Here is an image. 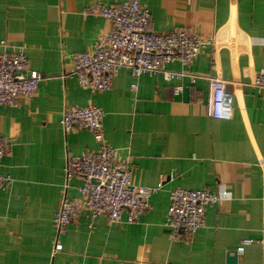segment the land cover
I'll list each match as a JSON object with an SVG mask.
<instances>
[{
	"label": "crops",
	"instance_id": "1",
	"mask_svg": "<svg viewBox=\"0 0 264 264\" xmlns=\"http://www.w3.org/2000/svg\"><path fill=\"white\" fill-rule=\"evenodd\" d=\"M126 1L0 0V46L23 49L26 74L43 77L31 99L17 108L0 107V135L10 147L0 174L11 179L0 190V264H230L241 246L238 264H264V90L249 86L264 71V0H141L153 31L184 30L213 44L190 66H167L180 78H135L123 68L111 90H83L67 77L72 58L111 27L95 13L96 5ZM211 78L225 80L235 95L231 120L208 115ZM89 104L105 112L106 141L129 164L134 183L157 192L135 224L127 215L113 224L83 211L54 254L66 162L99 148L91 132L67 134L61 120L67 109ZM80 184L71 181L70 199L80 198ZM223 187L232 199L208 208L206 225L193 241L171 240V192L217 193Z\"/></svg>",
	"mask_w": 264,
	"mask_h": 264
},
{
	"label": "built area",
	"instance_id": "2",
	"mask_svg": "<svg viewBox=\"0 0 264 264\" xmlns=\"http://www.w3.org/2000/svg\"><path fill=\"white\" fill-rule=\"evenodd\" d=\"M187 1L190 0H181ZM95 13L110 23V30L88 51L75 54L67 77L75 78L83 90L91 93L111 90L113 81L121 69L131 71L135 78L145 74L163 73L168 79L183 74L170 72L167 66L179 62L190 66L201 50L213 44L198 34L180 30L158 33L151 29V12L141 0H128L119 5L97 3ZM28 58L23 49L11 51L6 43L0 46V107L17 108L23 99H31L38 90L43 77L38 72L26 74ZM197 80V78H195ZM241 86L240 82H234ZM250 87L264 90V71L249 83ZM138 89L137 84L132 90ZM180 89L176 90L179 93ZM208 115L215 120H231L235 111V95L227 90L222 78L209 79ZM105 112L93 104L67 109L61 124L65 133L89 131L99 148L70 156L65 165V190L54 217L56 234L54 254L62 251L60 238L67 227L75 223L82 212H90L92 219L105 217L110 223L135 224L150 208L155 188L134 183L129 164L119 160L118 149L111 147L105 138ZM10 155L8 143L0 135V161ZM81 180L76 188L80 198L70 199L68 189L73 179ZM11 183L9 176L0 174V190ZM232 199L226 188L217 193L207 190L176 188L170 194V207L166 227L171 240L191 243L197 232L206 225L210 206ZM252 241L244 242V245ZM245 247L237 249L241 256Z\"/></svg>",
	"mask_w": 264,
	"mask_h": 264
},
{
	"label": "water",
	"instance_id": "3",
	"mask_svg": "<svg viewBox=\"0 0 264 264\" xmlns=\"http://www.w3.org/2000/svg\"><path fill=\"white\" fill-rule=\"evenodd\" d=\"M184 97H185V99H188V97H189V90L188 89H186L184 91ZM229 262H230V264H238V256L237 255H235L233 257L230 256Z\"/></svg>",
	"mask_w": 264,
	"mask_h": 264
}]
</instances>
